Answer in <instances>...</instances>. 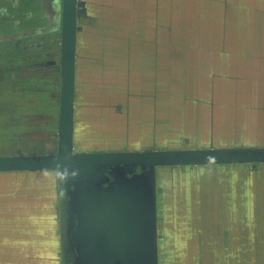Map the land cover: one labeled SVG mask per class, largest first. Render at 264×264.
I'll return each instance as SVG.
<instances>
[{"label": "trees", "instance_id": "obj_1", "mask_svg": "<svg viewBox=\"0 0 264 264\" xmlns=\"http://www.w3.org/2000/svg\"><path fill=\"white\" fill-rule=\"evenodd\" d=\"M82 1L85 2L87 14L85 17L80 16L77 22L73 143L75 150L79 152L117 151L125 149L130 144L134 148V144L126 136L133 130L137 131L136 139L139 138V140L150 143L155 136L158 145L165 143L179 145L184 143L183 139L191 144H200L197 145L198 147H210L218 145L219 142L236 145V142L240 140L239 134L242 133V126L238 120L235 119L227 123V121L218 122L210 118L209 125H204V117L208 114L210 104L208 98H205V94H198L197 88L194 86L196 84L187 86L188 99L181 100L180 104L177 103L183 110L184 117L180 119L170 117L171 111L170 114L157 113L167 118L163 117L155 122L147 117L151 103H140L138 109L144 111L142 117L137 118L138 110L133 113L135 121L139 120L140 122L134 123L132 120L134 123L132 124L128 121L126 135L115 141L117 144L111 145L112 148H104V144H101L105 141L98 145L96 140L104 139L109 135L118 139L121 135L120 131L110 134L107 129L101 130V124L105 119L101 120L100 114L101 110L107 106L103 101H117L130 106L124 101L131 95L147 93L148 88L137 85L138 69H144V67L136 65V56L133 55L129 20L130 0ZM236 74L237 76L232 77L233 82L227 80L228 88L234 90V97L239 88L240 73L236 71ZM178 94L179 92L169 93L175 97ZM234 97L227 105L231 107L230 102L232 103L233 113L236 112L235 109L246 106L245 103L236 104ZM199 98L201 99L199 100ZM199 106L205 108L200 109ZM77 107L81 109L84 117L83 121L80 120V129L77 127ZM117 108H113L114 113H122L124 117L127 115L126 109H118L119 112H117ZM174 110L178 111L179 109ZM193 112H197L198 116L193 117ZM190 117L196 121L194 128L186 126V120ZM98 121H100L99 125ZM153 123L155 124L153 125ZM139 125L147 126L148 129L142 131L139 129ZM209 126L214 130L210 131ZM179 127L186 138L180 136ZM154 130H156V134H154ZM134 150H139V148H134ZM142 150H147V148ZM248 169L250 168L246 165L157 169L158 264H232L231 260L237 256V246L244 243V238L241 240L240 237V224L235 219H242L243 223V220L248 221L250 215L254 214L255 217L264 212V168L259 178L252 179H249ZM256 169L259 171L261 165ZM214 179H219L218 184ZM175 180L176 184L174 185L175 182L171 183V181ZM55 181L54 172L0 173V210L7 212V209H12L11 211L17 209L21 211L20 209H22L24 212H32V210L41 211V208L45 209V207L54 210L55 199L51 205H45V196L42 191L46 187H53ZM231 182L234 184L232 190L235 195L234 207L227 208L225 206L227 199H222V193L226 188L229 189L228 186ZM169 183L171 190L168 191ZM178 183H185L188 189L181 200L183 205L181 212L180 201L175 193ZM173 188L174 191H172ZM51 191L53 192V190ZM246 200H250L251 208ZM24 216L27 219L24 224L27 228L36 227L40 220L42 225L47 221L46 215V218L41 219L38 214L34 215V213ZM3 217L6 218L5 215ZM53 217L49 218L52 223H54ZM5 224L18 228L15 227L16 225H9L7 221ZM241 226L242 231L245 232L246 227ZM18 232V230L6 229L2 232L1 237L19 238ZM20 232L24 236L23 234L30 230L24 229ZM38 233L36 236L49 237L48 231L41 230ZM32 239H37V237ZM56 257H58L57 253ZM55 261L57 262V258Z\"/></svg>", "mask_w": 264, "mask_h": 264}, {"label": "water", "instance_id": "obj_2", "mask_svg": "<svg viewBox=\"0 0 264 264\" xmlns=\"http://www.w3.org/2000/svg\"><path fill=\"white\" fill-rule=\"evenodd\" d=\"M43 8L50 17L55 13L59 17L55 151L0 157V173L54 172L55 184L42 192L45 205H51L55 199V209L45 207L32 212L7 209L6 218L3 217L5 212L0 210V224L6 223V220L16 225L18 228L12 230L19 229V238L10 236L9 239L24 247L30 243L32 246L35 244V250L43 249L51 239L55 240L59 264H158L157 169L246 165L250 168L249 179L259 178L264 168V146L211 145L182 149L152 147L147 150L125 148L75 152L77 22L80 16L87 14V10L82 0H43ZM193 81L197 80L194 78ZM194 86L197 89L200 87ZM228 92L233 99L234 90L228 88ZM208 94L209 91L205 93V98L209 99ZM234 98L235 103L240 102L239 95ZM248 104L252 107L254 103ZM245 110L243 108L240 112ZM233 112L231 109L230 113ZM192 120H186L187 128L196 125V121ZM204 125H209L208 117H204ZM256 128L259 129V138L254 139L263 144L264 121ZM139 129L146 131L148 128L139 125ZM28 136L37 140L46 138L45 133ZM259 165L261 169L257 171ZM247 201L251 208L250 200ZM32 213L38 214L40 219L47 216L45 224H40L41 220L38 224L39 231H48V238L36 236L39 231L21 235L20 230L27 228L24 215ZM253 215L243 223L242 219H235L240 224V237L241 240L244 238V243L237 246V256L231 260L232 264H264V212L255 217ZM51 216H54V223L49 221ZM241 225L246 227L245 232ZM34 237L38 242L32 239Z\"/></svg>", "mask_w": 264, "mask_h": 264}, {"label": "crops", "instance_id": "obj_3", "mask_svg": "<svg viewBox=\"0 0 264 264\" xmlns=\"http://www.w3.org/2000/svg\"><path fill=\"white\" fill-rule=\"evenodd\" d=\"M129 2L133 55L136 56V65L144 67L138 69L137 85L148 88L147 93L143 95L137 93L129 97L130 111L134 113L138 110L140 118L144 112L138 109L140 103H151V108L147 111L148 118L155 122L160 118H167L157 114L159 113L156 110L157 103L161 101L159 96L162 94V102L180 104L181 100L186 101L189 97L186 87L196 84L200 85L197 89L198 94L204 95L210 92L208 94L210 106L205 117L227 123L236 119L242 126L240 140L249 133L252 138H259V129L256 127H259L263 122L261 120L264 119V102L255 103L257 101L252 87L247 86V83L251 73H254V78L259 77L263 80L262 70L258 69L264 68V57L260 56L264 55V0H130ZM237 34L241 39L239 42L234 40ZM240 54L241 58L250 57L246 61L240 60L237 57ZM233 70L240 73L238 85L241 88L236 95H239L240 102L236 104L245 103L246 106L251 102L254 104L252 107L250 105L243 107L247 109L245 111L240 112L243 108H238L235 109L238 112L229 114L231 108L227 105L233 99L229 97L227 80L233 82L232 77L237 76L236 71ZM194 78L197 81H193ZM170 83L172 88L170 93L179 92V94L175 97L167 92L164 99L165 86H169ZM260 87L264 88V83L261 81ZM174 109V107L171 110L167 108L168 114L171 111L170 117L179 119L184 117L180 106L178 111ZM249 115L253 117V123L248 126L241 118L247 122ZM197 116L198 113L193 112V117ZM179 128L180 136L186 138L184 132H181V127ZM213 130L214 128L210 127V131ZM154 131L156 134V130ZM183 141L185 144L188 143L186 139ZM132 143L134 148L139 150L158 148L155 136L150 143L139 138ZM224 143L226 142H219L218 145L213 146L224 147L222 145ZM129 146L131 148L127 150H132V145ZM3 215L7 216L6 211ZM13 228L4 222L0 224V264H57L55 240L51 239L46 247L38 250H35V244L32 246L29 242L26 247L21 244L19 246L15 240L1 237L5 229ZM25 229L35 233L40 230V224ZM31 241L35 242V240Z\"/></svg>", "mask_w": 264, "mask_h": 264}, {"label": "flooded vegetation", "instance_id": "obj_4", "mask_svg": "<svg viewBox=\"0 0 264 264\" xmlns=\"http://www.w3.org/2000/svg\"><path fill=\"white\" fill-rule=\"evenodd\" d=\"M23 2H28V6L19 11ZM11 9L15 11H10ZM5 12L6 16H3ZM58 54L59 17L57 13L51 17L47 14L43 8V0L0 1V90L8 82L38 80L47 88L51 98H56L55 114V104L51 100L47 103L49 109L46 111L23 112L20 119L24 126L19 130L17 128L14 133L22 140L38 141L45 146L44 153H54L56 145ZM128 99L124 102L129 103ZM124 105H121V109H126L128 117L130 106ZM33 133H45L46 138L32 139L28 134Z\"/></svg>", "mask_w": 264, "mask_h": 264}, {"label": "rangeland", "instance_id": "obj_5", "mask_svg": "<svg viewBox=\"0 0 264 264\" xmlns=\"http://www.w3.org/2000/svg\"><path fill=\"white\" fill-rule=\"evenodd\" d=\"M2 1V0H0ZM27 1V0H25ZM25 6H28V2H23V4L21 6H19V11H22V9L25 8ZM7 9V8H6ZM9 9V8H8ZM10 11H15L14 10H10ZM3 16H6V12L2 14ZM2 20H5L4 18H1ZM4 22V21H2ZM238 35V34H237ZM235 42H239L241 41L240 36H235ZM45 47V46H44ZM261 57H264V55H260ZM240 60L244 59L246 61V59H248V56H244L241 58V54L240 56H237ZM258 70H262V78L263 80H261V78L257 77L254 78V73H251V77L248 80L247 86L252 87L253 90V94L255 96V99L257 102H255L256 104H261L264 102V88L260 87V81L262 83H264V68L260 67ZM252 84L255 86H252ZM35 85V87H34ZM37 85V86H36ZM36 88H39L36 89ZM161 89V87H160ZM178 89V88H177ZM170 91H172L171 88V83L169 86H165V94H164V99L167 96V92L170 93ZM161 98V101L159 103H157V111L160 114H164L167 113V108L169 107V109L171 110L173 107L175 109H178V104L177 103H165L162 102V94L161 96H159ZM55 96L51 98L50 93L48 92L47 88L45 86H43L42 83H40L38 80H31V81H12V82H8L7 85L5 87H2L0 90V156H17V155H40L43 154L45 152V146L41 145V143H39L38 141H32V140H22L21 138H19V136L16 137V135L14 134L18 128L22 129L24 126V123L22 122V120L20 119V114L23 112H43L49 109L47 103L49 100H51L53 102V104H55L54 108H53V112L54 114L56 113V101H55ZM33 101V103L31 102ZM104 104H106L107 106H105V109L103 108L101 110V114H100V119L104 120V123L101 124L102 128L101 130L104 131L105 129L108 130V132L111 134V132L114 131H120V137L118 139H114L112 136L109 135V133H107L109 136L105 137L104 139H99L96 140V142H98L100 145H103L104 148L110 149L112 148L111 145L113 144H117L115 141L119 140L121 137H123L124 135H126L127 133V124L128 121L132 124H134L135 122L138 121V123L140 122L139 120L135 121V118L133 117V113L128 110V117H124V115L121 113H114L113 108H117V112H119L118 109H121V105L125 106L122 103H118L117 101L114 102H109V101H103ZM116 106V107H115ZM230 106L232 107V103L230 102ZM107 107V108H106ZM200 109H204L205 107L199 106ZM198 107V108H199ZM230 107V108H231ZM233 110V108H231ZM230 109V110H231ZM230 110H229V114H230ZM177 111V110H175ZM138 112H137V118H138ZM77 116H78V122H77V127L78 129H80V120L83 121L84 117L83 114L81 112V109H79L77 107ZM235 116V115H234ZM242 122L246 125H250L253 123V117L249 115V119L246 122L243 118ZM132 120H134V123L132 122ZM98 125L100 123V121L97 122ZM83 124V122H82ZM104 128V129H103ZM79 131V130H78ZM136 135H137V131L133 130L130 131L129 134H127V139L130 140L131 142L133 140L136 139ZM237 141V140H234ZM190 145V146H189ZM197 143H188V144H170V143H165V144H161V145H157L158 149H182L183 147L189 146L188 148L191 147H198ZM224 147H247V146H264V144L256 141L254 138L251 137L250 133L247 134V136L241 140H238L236 142V145L231 144L229 142H226L224 144H222ZM234 145V146H233ZM164 147H168V148H164ZM202 147V146H199ZM131 148L130 146L126 147ZM134 149V148H132ZM73 150L75 152H79L77 150H75L74 146H73ZM108 151V150H105ZM95 152V151H93ZM192 176V175H191ZM215 182L218 184L219 179H214ZM175 182V183H173ZM178 182V181H177ZM171 183H173L174 185L176 184V180L175 181H171ZM216 184V185H217ZM226 188V187H225ZM229 189H225L223 190L222 193V199L225 200L227 199V202L225 204V206L227 208H232L233 206V200H234V193H233V188H234V184L231 182L230 185L228 186ZM176 191L175 193H177L179 201H180V212L182 210L183 205L181 204V200L183 197V194L185 193L187 189V187L185 186V183L183 184H179L178 183V187L176 185ZM167 190H171V185L170 183L168 184ZM172 191H174V188L172 189ZM190 191V190H189ZM230 213V211H229ZM164 248V247H163Z\"/></svg>", "mask_w": 264, "mask_h": 264}]
</instances>
